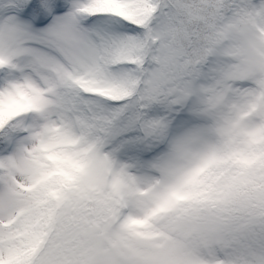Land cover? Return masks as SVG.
I'll return each instance as SVG.
<instances>
[{
  "label": "snow or ice",
  "instance_id": "6c2138e0",
  "mask_svg": "<svg viewBox=\"0 0 264 264\" xmlns=\"http://www.w3.org/2000/svg\"><path fill=\"white\" fill-rule=\"evenodd\" d=\"M0 264H264V0H0Z\"/></svg>",
  "mask_w": 264,
  "mask_h": 264
}]
</instances>
